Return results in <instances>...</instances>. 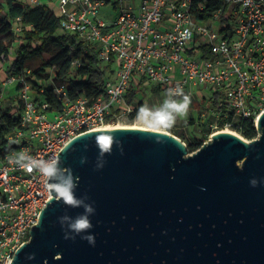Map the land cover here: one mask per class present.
Instances as JSON below:
<instances>
[{
    "label": "built area",
    "instance_id": "obj_1",
    "mask_svg": "<svg viewBox=\"0 0 264 264\" xmlns=\"http://www.w3.org/2000/svg\"><path fill=\"white\" fill-rule=\"evenodd\" d=\"M23 2L32 7L47 3L60 18L61 29L76 35L85 53L95 52L98 60L112 62L113 68L105 95L72 100L64 85L55 86L62 107L53 112L50 103L32 89L29 70L1 82V88L16 85L23 110L21 126L0 148V264L13 262L53 198L45 186L47 178L16 165L15 154L24 151L38 159H59L68 143L110 124L108 119L112 123L136 119L142 106L157 108L167 99L150 107L145 92L160 96L176 87L190 97L196 88L210 92L213 104L207 106V114L216 119L208 123L213 130L209 137L219 130L221 121L226 120V128L232 126L230 115L252 119L257 126L264 111V0H227V8L222 6L203 18L199 15L205 0ZM104 6L117 9L110 22L100 17ZM13 32H23L20 18ZM80 65L81 60L74 59L73 66ZM133 90L136 95L130 100ZM205 117L203 112L202 122Z\"/></svg>",
    "mask_w": 264,
    "mask_h": 264
},
{
    "label": "water",
    "instance_id": "obj_2",
    "mask_svg": "<svg viewBox=\"0 0 264 264\" xmlns=\"http://www.w3.org/2000/svg\"><path fill=\"white\" fill-rule=\"evenodd\" d=\"M257 126L254 140L218 133L188 157L170 133L78 136L58 154L59 167L78 178L75 195L94 207L93 227L65 239L59 217L84 209L52 198L11 264H264V113ZM88 234L94 246L81 238Z\"/></svg>",
    "mask_w": 264,
    "mask_h": 264
},
{
    "label": "trees",
    "instance_id": "obj_3",
    "mask_svg": "<svg viewBox=\"0 0 264 264\" xmlns=\"http://www.w3.org/2000/svg\"><path fill=\"white\" fill-rule=\"evenodd\" d=\"M222 6L227 8V0H205L203 14L199 17H208ZM18 18L23 26V32L16 35L13 27ZM14 45H18L15 56L11 54ZM45 54H48L49 58L43 60L39 68L29 70L27 80L32 89L41 95L39 99L50 103L49 111H59L62 107L55 94V86L64 85L72 100L81 96L105 95V82L112 72L113 63L104 64L98 60L95 52L85 53L83 44L77 36L61 29L60 18L47 3L32 7L25 5L23 0H0V65L6 74L5 77L24 74L32 59L43 58ZM76 58L81 60L78 67L73 66ZM43 89L45 91L41 92ZM129 95L130 100L133 99L136 91H131ZM156 96L159 97V94ZM7 99V103L2 100L0 84V148L6 147L7 136L22 124L23 102L19 95ZM151 106H156L154 101H150ZM198 114V117L190 115L187 120L189 129L198 133L187 136L186 132L168 128L187 144L190 153L204 145L213 133L208 123L216 119L208 113L202 122L203 111H199ZM228 121L232 125L230 128L247 140H254L259 135L252 119H234L230 115ZM107 123H112V119H108ZM225 124L226 120L219 122V130L225 129Z\"/></svg>",
    "mask_w": 264,
    "mask_h": 264
},
{
    "label": "clouds",
    "instance_id": "obj_4",
    "mask_svg": "<svg viewBox=\"0 0 264 264\" xmlns=\"http://www.w3.org/2000/svg\"><path fill=\"white\" fill-rule=\"evenodd\" d=\"M186 36L187 33H182ZM167 99L163 104L157 108H149L147 105L142 106L137 112V119L151 124L154 127L171 128L175 125L176 120L180 116H186L191 105V97L185 94L180 87L169 88L166 92ZM120 144V141H115ZM109 151L110 150H104ZM121 154H123L121 149ZM103 153L101 154L102 157ZM13 162L27 172L31 173L34 170L39 171L47 178L46 188L54 199H62L66 205L72 208H83L84 212L78 214L76 217H71L67 214L59 217V222L62 227L66 225L65 239H75L76 235L88 232L92 227L90 220L91 215L94 214V207L87 203V195L77 197L75 189L78 187V178H74L71 169L63 170L59 167L60 161L58 158L52 159H38L27 154L24 151L15 154L12 157ZM86 157L81 158V163H85ZM104 166L102 158H98L97 169ZM251 186L255 187L258 184L256 179L250 181ZM74 234V235H72ZM95 245V237L91 234L81 237ZM34 255L28 257L33 259Z\"/></svg>",
    "mask_w": 264,
    "mask_h": 264
},
{
    "label": "rangeland",
    "instance_id": "obj_5",
    "mask_svg": "<svg viewBox=\"0 0 264 264\" xmlns=\"http://www.w3.org/2000/svg\"><path fill=\"white\" fill-rule=\"evenodd\" d=\"M115 15H117V9H115L113 7L109 8L108 6L102 7L100 17L102 19H104L106 22H110L109 20L112 17H114ZM17 50H18V45H14L13 48L11 49V54L13 56H15ZM48 58H49V55L45 54L43 56V58H34V59H32L30 64H29L30 66L28 67L27 70L39 68L42 65V61L45 60V59H48ZM0 75H1L0 84H2L1 82L3 80H5L6 74L4 73L3 67L1 65H0ZM2 90H3L2 91V94H3L2 95V100L4 102H6V103L8 102L7 98L13 97V96H15L17 94L16 85L8 86V87H4L2 85ZM145 93L147 94V100L149 101V104H150V101H154V104H156V107L161 104L162 99H165L167 97L165 94L164 95H160L158 97L156 95H153L150 91L145 92ZM203 97H206V98L203 100ZM210 97L211 96H210V92L209 91H204L203 92V89L196 88L194 96L191 97V105L189 107L187 115L178 117L177 120H176L175 125L173 127H171V128L178 129L179 131H182V132H186L187 136H189L191 134H194V133H198V131H195L193 129H189V126L187 125V123L189 124V121H187V120L189 119L190 115H192L193 117H198V115H199L198 112L199 111H203L204 114L207 115V106L211 107L212 104H213V102H210V100H209ZM113 123H119V124H122V125H136V126H142V127L152 128V129H158V130H162V131H167L168 133L174 135L173 133H171L168 130V128L154 127V126H152L151 124H149L147 122H144L142 120H138L137 118L136 119H134V118H124V119H121L119 121H115ZM225 129H231V128H225ZM222 130H224V129L216 130L215 133L218 134V132L222 131ZM236 133H238V132H236ZM238 135H240V134L238 133ZM211 138L212 137H209L206 140L205 143L210 142ZM242 138L245 139L244 137H242ZM245 140L246 141H251V140H247V139H245ZM182 142H184V141H182ZM193 153H190L188 151L187 154H186V157L192 155ZM239 164H241V163H239Z\"/></svg>",
    "mask_w": 264,
    "mask_h": 264
},
{
    "label": "bare ground",
    "instance_id": "obj_6",
    "mask_svg": "<svg viewBox=\"0 0 264 264\" xmlns=\"http://www.w3.org/2000/svg\"><path fill=\"white\" fill-rule=\"evenodd\" d=\"M263 113H264V111L262 112V114ZM262 114L258 117L257 124L259 123ZM108 128H139V129H147V130H152V131H157V132H162V133L169 134L167 131H162V130H158V129H152V128H147V127H142V126H136V125H122V124H119V123L106 124L103 127L99 128L98 130H103V129H108ZM218 133H229V134H233L235 136L240 137V135H238V133H236L235 131H233L231 129H224L222 131H219ZM215 134H217V133H215Z\"/></svg>",
    "mask_w": 264,
    "mask_h": 264
},
{
    "label": "snow or ice",
    "instance_id": "obj_7",
    "mask_svg": "<svg viewBox=\"0 0 264 264\" xmlns=\"http://www.w3.org/2000/svg\"><path fill=\"white\" fill-rule=\"evenodd\" d=\"M105 143H107V141H105Z\"/></svg>",
    "mask_w": 264,
    "mask_h": 264
}]
</instances>
